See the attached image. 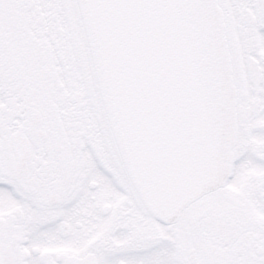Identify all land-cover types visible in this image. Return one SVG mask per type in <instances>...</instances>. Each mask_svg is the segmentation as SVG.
Instances as JSON below:
<instances>
[{"label":"snow or ice","instance_id":"obj_1","mask_svg":"<svg viewBox=\"0 0 264 264\" xmlns=\"http://www.w3.org/2000/svg\"><path fill=\"white\" fill-rule=\"evenodd\" d=\"M0 264H264V0H0Z\"/></svg>","mask_w":264,"mask_h":264}]
</instances>
